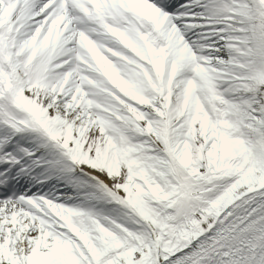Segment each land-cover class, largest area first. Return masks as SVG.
<instances>
[{"label": "snow or ice", "instance_id": "6c2138e0", "mask_svg": "<svg viewBox=\"0 0 264 264\" xmlns=\"http://www.w3.org/2000/svg\"><path fill=\"white\" fill-rule=\"evenodd\" d=\"M0 264H264V0H0Z\"/></svg>", "mask_w": 264, "mask_h": 264}]
</instances>
